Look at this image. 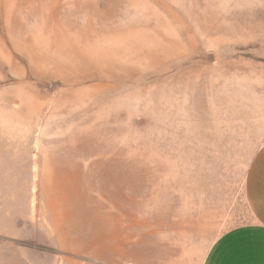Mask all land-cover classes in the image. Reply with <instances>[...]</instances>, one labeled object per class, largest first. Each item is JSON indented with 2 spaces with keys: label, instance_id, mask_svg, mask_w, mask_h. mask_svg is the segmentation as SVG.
<instances>
[{
  "label": "rangeland",
  "instance_id": "obj_1",
  "mask_svg": "<svg viewBox=\"0 0 264 264\" xmlns=\"http://www.w3.org/2000/svg\"><path fill=\"white\" fill-rule=\"evenodd\" d=\"M263 149L264 0H0V264H205Z\"/></svg>",
  "mask_w": 264,
  "mask_h": 264
},
{
  "label": "crops",
  "instance_id": "obj_2",
  "mask_svg": "<svg viewBox=\"0 0 264 264\" xmlns=\"http://www.w3.org/2000/svg\"><path fill=\"white\" fill-rule=\"evenodd\" d=\"M249 189L252 205L259 215L258 224L226 232L205 264H264V149L252 168Z\"/></svg>",
  "mask_w": 264,
  "mask_h": 264
},
{
  "label": "bare ground",
  "instance_id": "obj_3",
  "mask_svg": "<svg viewBox=\"0 0 264 264\" xmlns=\"http://www.w3.org/2000/svg\"><path fill=\"white\" fill-rule=\"evenodd\" d=\"M76 57L77 59L81 56H85V55H81L79 53L76 52ZM101 59H104V57H101ZM108 57L105 58V60H107ZM70 61V60H69ZM100 61V60H99ZM102 62V61H100ZM107 78H113L112 73H108L107 75H105ZM51 185L53 187L54 190V203L60 208V209H64V203H66V187L63 184L62 181V177H63V173L61 174L59 171V168L54 164H51ZM71 190V189H70ZM70 199V198H69ZM53 200V198H52ZM60 214V212H59ZM62 216V213H61ZM105 215H103L100 212H97L94 216L90 217V222L87 223V225L85 226L84 229H80L75 227L73 224H70L69 228H68V234H69V240L65 239L64 241H61V246L65 249H67L68 251H71V253L74 254H84L88 251V249L93 246L96 245L97 243H99L101 241V232H99V229L97 232H92V222L96 221V220H104L105 219ZM102 233H106V231L103 230ZM68 240V241H67Z\"/></svg>",
  "mask_w": 264,
  "mask_h": 264
}]
</instances>
